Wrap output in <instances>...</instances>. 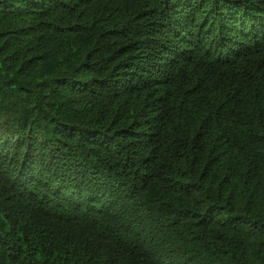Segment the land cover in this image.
<instances>
[{"label": "trees", "instance_id": "trees-1", "mask_svg": "<svg viewBox=\"0 0 264 264\" xmlns=\"http://www.w3.org/2000/svg\"><path fill=\"white\" fill-rule=\"evenodd\" d=\"M0 264H264V0H0Z\"/></svg>", "mask_w": 264, "mask_h": 264}]
</instances>
